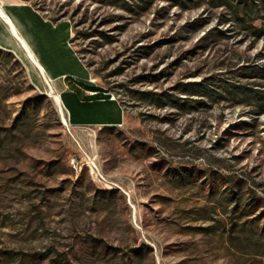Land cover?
Listing matches in <instances>:
<instances>
[{"label":"rangeland","instance_id":"obj_1","mask_svg":"<svg viewBox=\"0 0 264 264\" xmlns=\"http://www.w3.org/2000/svg\"><path fill=\"white\" fill-rule=\"evenodd\" d=\"M27 1L125 118L72 124L0 50V264H264V0Z\"/></svg>","mask_w":264,"mask_h":264},{"label":"crops","instance_id":"obj_2","mask_svg":"<svg viewBox=\"0 0 264 264\" xmlns=\"http://www.w3.org/2000/svg\"><path fill=\"white\" fill-rule=\"evenodd\" d=\"M73 36L68 19H51L27 0H0V50L18 57L38 83L47 85L40 68L52 79L49 89L61 95L72 124L121 125L122 105L93 79Z\"/></svg>","mask_w":264,"mask_h":264},{"label":"built area","instance_id":"obj_3","mask_svg":"<svg viewBox=\"0 0 264 264\" xmlns=\"http://www.w3.org/2000/svg\"><path fill=\"white\" fill-rule=\"evenodd\" d=\"M70 44L73 45V38L70 40ZM40 71H41V74H42V77L45 81L46 84L50 85V82H52V79L46 75V73L40 68ZM109 94V93H108ZM111 97L113 99H115V96L114 95H111ZM64 109L67 113V116L64 114L65 117L68 118V120L71 122L70 120V112L68 110V108L64 105ZM87 164L90 168V171L91 173L100 181L102 182H108V179H107V176L105 175L103 169L101 168V166H98V161L95 157H91L88 155L87 157ZM74 163L75 164H78V161L77 160H74Z\"/></svg>","mask_w":264,"mask_h":264},{"label":"bare ground","instance_id":"obj_4","mask_svg":"<svg viewBox=\"0 0 264 264\" xmlns=\"http://www.w3.org/2000/svg\"><path fill=\"white\" fill-rule=\"evenodd\" d=\"M31 53V52H30ZM35 60V59H34ZM36 61V60H35ZM51 91H52V95H54L55 96V101H56V103H57V106H58V108H59V110L61 111V110H63L62 108H63V106H64V103H63V101H62V97H61V95L59 94V93H57L55 90H53L52 88H51ZM63 115H64V113H63Z\"/></svg>","mask_w":264,"mask_h":264}]
</instances>
